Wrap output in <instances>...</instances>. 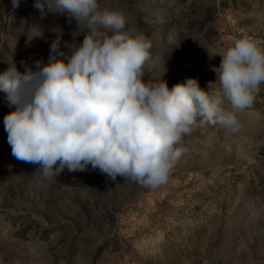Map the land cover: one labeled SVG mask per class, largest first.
Instances as JSON below:
<instances>
[{
	"label": "rangeland",
	"instance_id": "1",
	"mask_svg": "<svg viewBox=\"0 0 264 264\" xmlns=\"http://www.w3.org/2000/svg\"><path fill=\"white\" fill-rule=\"evenodd\" d=\"M47 2L53 11L42 15L35 0L16 9L0 0V74L14 62L21 73L37 70L36 61L43 67L53 41L65 62L82 44L83 29ZM99 4L124 14V31L151 40L143 78L169 88L195 78L217 90L221 57L209 53L243 36L264 47V0ZM14 110L0 91V264H264V84L238 114V133L197 116L168 181L156 188L112 181L90 165L44 178L12 155L4 116Z\"/></svg>",
	"mask_w": 264,
	"mask_h": 264
},
{
	"label": "clouds",
	"instance_id": "2",
	"mask_svg": "<svg viewBox=\"0 0 264 264\" xmlns=\"http://www.w3.org/2000/svg\"><path fill=\"white\" fill-rule=\"evenodd\" d=\"M21 0H11L13 9ZM55 12L83 29L67 62L51 44L49 62L21 73L15 62L0 74V91L14 111L4 116L12 155L36 165L44 178L99 169L112 181L132 179L147 188L168 181L182 155L177 147L197 116L238 133L239 113L250 109L264 84V47L243 36L219 54V89L210 92L188 78L169 88L165 80L145 81L151 40L124 31L123 13L102 10L99 0H53ZM43 15L53 4L35 0ZM195 41V40H194ZM23 64L24 62L21 61ZM217 82V81H216ZM213 84L210 83L209 86ZM215 84V83H214ZM225 100L230 109L223 107Z\"/></svg>",
	"mask_w": 264,
	"mask_h": 264
}]
</instances>
